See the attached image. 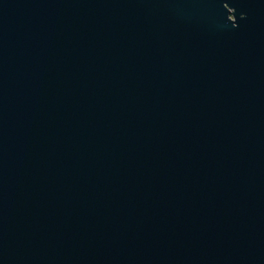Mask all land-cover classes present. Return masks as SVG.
Wrapping results in <instances>:
<instances>
[{
  "label": "water",
  "instance_id": "1",
  "mask_svg": "<svg viewBox=\"0 0 264 264\" xmlns=\"http://www.w3.org/2000/svg\"><path fill=\"white\" fill-rule=\"evenodd\" d=\"M0 264H264V0H0Z\"/></svg>",
  "mask_w": 264,
  "mask_h": 264
}]
</instances>
